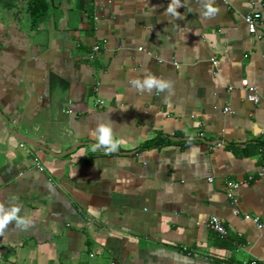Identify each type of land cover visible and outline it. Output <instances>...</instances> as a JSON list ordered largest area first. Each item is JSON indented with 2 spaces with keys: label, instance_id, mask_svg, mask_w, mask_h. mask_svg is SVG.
<instances>
[{
  "label": "crops",
  "instance_id": "1",
  "mask_svg": "<svg viewBox=\"0 0 264 264\" xmlns=\"http://www.w3.org/2000/svg\"><path fill=\"white\" fill-rule=\"evenodd\" d=\"M169 2L51 0L38 24L0 4V205L31 220L0 229V264H264V0ZM101 122L118 151L94 150Z\"/></svg>",
  "mask_w": 264,
  "mask_h": 264
},
{
  "label": "clouds",
  "instance_id": "2",
  "mask_svg": "<svg viewBox=\"0 0 264 264\" xmlns=\"http://www.w3.org/2000/svg\"><path fill=\"white\" fill-rule=\"evenodd\" d=\"M181 6V0H170L165 14H171L174 17L182 18V13L178 11ZM219 9L215 6L214 0H203V8L200 12L202 17L211 18L217 14ZM131 85L140 91L151 92L153 89L158 92L165 90H172V81L158 76L153 73H147L143 78H133L130 81ZM93 139L96 143L93 145L95 149H102L107 153L118 151L120 140L115 138L113 132V125L110 122H101L92 130ZM12 201H17L18 197L13 195ZM21 205L19 203H11L9 206L0 205V229L6 227L9 223L15 222L17 227L27 228L31 220L21 216Z\"/></svg>",
  "mask_w": 264,
  "mask_h": 264
},
{
  "label": "built area",
  "instance_id": "3",
  "mask_svg": "<svg viewBox=\"0 0 264 264\" xmlns=\"http://www.w3.org/2000/svg\"><path fill=\"white\" fill-rule=\"evenodd\" d=\"M245 20L248 24L249 27V31L254 34L258 39H260L262 37V34L259 32V24L261 23L262 20V14L259 12H254V13H250L247 14L245 16ZM101 46L100 44H96L93 47V51L94 52H98L100 50ZM213 61L216 63V60L213 59ZM242 85L247 87L248 91H249V99L253 100V101H259L260 97L257 94L256 88L252 85L249 84V81L247 79L242 80ZM101 106L104 105L103 101H100ZM227 111H229V108H226ZM221 144V143H220ZM260 175L263 176L264 175V167L262 168ZM250 179L254 180L253 176H250ZM241 186V182H231L229 184V189H228V195L231 198L236 199V193L237 190L239 189V187ZM236 212H238V210H236ZM247 219H253L256 223H258V225L260 227L263 226V223L261 222L259 217H255L252 216L250 214L246 215ZM208 226L209 228L215 230L218 233H221L223 235H226L228 233L226 227L224 226V224L222 223V221L218 218V217H212L209 222H208ZM253 264H257V261H253Z\"/></svg>",
  "mask_w": 264,
  "mask_h": 264
},
{
  "label": "trees",
  "instance_id": "4",
  "mask_svg": "<svg viewBox=\"0 0 264 264\" xmlns=\"http://www.w3.org/2000/svg\"><path fill=\"white\" fill-rule=\"evenodd\" d=\"M16 1L20 0H0V4H4L7 7L14 5ZM28 1V10L32 15L34 24H38L43 21L50 9L51 0H27Z\"/></svg>",
  "mask_w": 264,
  "mask_h": 264
},
{
  "label": "water",
  "instance_id": "5",
  "mask_svg": "<svg viewBox=\"0 0 264 264\" xmlns=\"http://www.w3.org/2000/svg\"><path fill=\"white\" fill-rule=\"evenodd\" d=\"M25 140H27V141L31 142L30 140H28V138H25ZM202 140L206 141V139H205V138H203Z\"/></svg>",
  "mask_w": 264,
  "mask_h": 264
}]
</instances>
